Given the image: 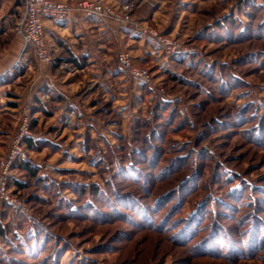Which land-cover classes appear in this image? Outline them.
<instances>
[{"label":"rangeland","instance_id":"obj_1","mask_svg":"<svg viewBox=\"0 0 264 264\" xmlns=\"http://www.w3.org/2000/svg\"><path fill=\"white\" fill-rule=\"evenodd\" d=\"M103 1L118 12L117 1L135 3L133 25L113 24L105 61L76 66L58 51L51 72L64 93L17 110L2 98L0 159L27 105L36 175L10 170L19 205L0 201V264H264V0ZM21 4L0 0L10 96L31 80L15 33ZM118 25L180 51L118 38ZM118 50L151 87L119 70ZM102 68L113 71L104 91L92 76Z\"/></svg>","mask_w":264,"mask_h":264},{"label":"built area","instance_id":"obj_2","mask_svg":"<svg viewBox=\"0 0 264 264\" xmlns=\"http://www.w3.org/2000/svg\"><path fill=\"white\" fill-rule=\"evenodd\" d=\"M23 11L19 23L16 25L15 33L21 40V51L25 53L29 50L33 53L38 65L49 64L51 62L45 41H44V19H54L64 21L73 13H76L87 19H94L99 22L107 31L114 33L113 24L131 23L130 10L135 3L130 1H117L116 9L103 0H76L74 2H63L58 0H21ZM137 32L149 36L156 41V47L153 51L158 54L167 51V53H176L180 51V45L165 39L157 34L156 31L141 27L135 28ZM115 60L119 70L137 83H142L151 87V80L145 70L136 68L131 62L128 54L123 51H116ZM27 106V105H26ZM24 107V115L20 120L15 135H13L9 151L5 157L0 159V201L7 204L19 205L13 197L7 192V186L10 178V170L17 160L28 162L26 155L25 139L29 137L30 117L29 110Z\"/></svg>","mask_w":264,"mask_h":264},{"label":"crops","instance_id":"obj_3","mask_svg":"<svg viewBox=\"0 0 264 264\" xmlns=\"http://www.w3.org/2000/svg\"><path fill=\"white\" fill-rule=\"evenodd\" d=\"M69 2H74L76 0H66ZM22 3V1H21ZM22 6V4H21ZM23 8V6H22ZM44 27V38L45 44L48 50V53L52 55V60L61 59L62 55L64 58L70 56L71 58H84L86 62H90L93 60L95 65L98 67L100 62L105 61L104 57L107 56V51L110 52L112 48V41L114 39V35L107 31L105 27H103L99 22L94 19L84 18L76 13H73L68 19L64 21H57L54 19H44L43 20ZM127 26L118 25L117 33L118 38L121 36L126 37L127 41L135 42L138 40V37H143V41L146 42L147 46L150 44L148 42V37L141 35L138 36L133 30L127 29ZM112 34V35H111ZM17 44L21 43L19 37H17ZM141 41V39H139ZM111 42V43H110ZM133 44V43H132ZM139 44V41H138ZM111 46V48H110ZM149 47V46H148ZM60 54H55L56 52ZM148 51V49H147ZM144 51V52H147ZM32 53V52H31ZM113 55V54H112ZM142 61L143 59H139ZM28 59V56L25 54L23 58H21V62L25 65L26 72L30 75V83L18 84L17 93H14V96H10L8 94V90L5 89V86L10 83L9 71L8 69L12 66L13 61L8 62L6 65L0 67V104H6V102L2 103V98L15 100L13 103H8V105L13 110H17L22 108V105L25 103L30 104L31 108L36 104L37 108H40V105L46 104V100L44 98L50 94V92L62 91L63 83L59 81L58 77H55L51 72V63L38 65L35 57L32 53V61ZM57 64V63H56ZM94 63H92L93 65ZM104 73H103V72ZM111 75V72L108 70L101 69V73H94L92 75L93 78H100V86L104 91L105 84H107L104 74L108 73ZM115 71L118 72L117 69ZM108 74V75H109ZM113 77H116L113 75ZM118 78V77H117ZM11 78L12 84H17L14 79ZM113 83H116V79H112ZM59 82V85L57 84ZM62 84V85H61ZM20 85V86H19ZM61 85V86H60ZM47 86H50L49 90H46ZM64 87V86H63ZM51 90V91H50ZM49 101V99H47ZM24 104V105H25ZM7 105V107H8Z\"/></svg>","mask_w":264,"mask_h":264},{"label":"trees","instance_id":"obj_4","mask_svg":"<svg viewBox=\"0 0 264 264\" xmlns=\"http://www.w3.org/2000/svg\"><path fill=\"white\" fill-rule=\"evenodd\" d=\"M70 63H73L74 65H78L77 62L74 60V59H69ZM35 123L34 120H31V127L33 126V124ZM25 145L28 147V148H34V145L35 143L33 142V140L31 139V137L29 138H26L25 139ZM13 170H16V169H21V170H26L27 173L31 176H35L36 175V172H35V169L32 167V165L28 164V163H25L21 160H17L14 165L12 166ZM17 184V183H16ZM19 184H17L18 186Z\"/></svg>","mask_w":264,"mask_h":264}]
</instances>
